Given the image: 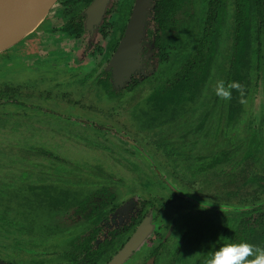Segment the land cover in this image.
Here are the masks:
<instances>
[{
	"label": "flooded vegetation",
	"instance_id": "flooded-vegetation-1",
	"mask_svg": "<svg viewBox=\"0 0 264 264\" xmlns=\"http://www.w3.org/2000/svg\"><path fill=\"white\" fill-rule=\"evenodd\" d=\"M59 1L60 0L57 1V3L51 9L47 17L34 30V32L48 19H49L48 21L51 20L50 23L62 22V23H57L58 25L50 27V29L52 36L54 37L56 36L57 39L60 38L64 42H61L56 46H52L51 45L52 42L50 40H42L39 39L38 37H26V40L22 42L24 43V46L19 47V50L23 52L25 55L31 56V58H29L30 62H32V60L34 59L33 57H35L36 55H38V57L35 59V63L40 62L38 58H41L42 56H44L45 58L46 55H48L49 53H55V54L66 53V55L68 56L70 55L73 58L74 62L65 59L62 62H53L52 67L54 69L59 68L58 67L59 64L64 69L67 80L70 81L73 80L74 78H79L86 75L84 73L88 71L90 72L94 71L93 77L95 78V76H98L102 84L101 87L95 86V88L99 92L98 96L103 97L104 101L106 100L108 103L120 99H121L120 101H124L127 98V96H124L125 92L122 91H125L126 89L125 87H127L128 83L132 81H137V82L144 81L145 79L152 77L156 73L158 69L157 49L154 46V36L152 33L150 34L149 32L153 30L150 20L151 11L154 6L153 0H151L152 7L149 11V16L146 17L145 24L143 27L144 34L140 41L139 70L134 72L131 75L129 82L127 84H124L123 85L124 87L121 88H114V85L112 84L111 72L109 69L106 70V65L111 55L113 54L119 40L123 35L134 0H128L131 3L130 9L128 10V14H124L125 13L124 12L122 16H121L122 10H120L119 7H120V3L123 2L124 0H108L105 9L101 15V18L96 25L95 24L86 25L85 23L86 16L84 14V10L93 0H90L84 7L81 6L70 7L68 6L70 5V3H67V5L62 6L61 4H59ZM212 1L215 0H201V3L199 4V1L196 2V0H186L185 8L187 13L183 16V20H184L183 27L185 28L187 27V25H189L190 28L191 27L193 28L194 25H197V23H199L200 20L199 18L203 17L204 29L207 31H211L212 34L210 41L212 42L211 44L212 51L215 52L213 53L212 62L210 63V65H212L215 69L211 73L209 72L210 75H208L207 73L204 83L206 89L203 93L204 95L203 99L205 101L203 103L204 106L203 113H205L207 110V114H206L207 120H205V122L209 123V120L217 121L218 124H220V126L222 127L221 128L222 136H224V134L225 136H227L228 131L234 132L235 131L234 128L236 129L237 127L240 131L238 136L240 135L241 132L246 135H249L248 133L250 132V135L251 137L254 138V141L262 142V138L264 139V14L262 15L263 17L258 23V30L260 36L259 53L261 56L260 58L261 69L259 70V72H253L251 74L249 73L248 90L246 92L245 98L241 102V105L238 106L240 100L238 95H236L235 93H232V99L230 101H224L219 99L214 92L217 81L224 80L225 82H227L226 76L229 74L228 72L230 71V74L235 73L236 70L234 67H232L231 62L235 60L236 52L234 49L235 40L232 38V34H233L232 19L226 17L223 20L222 15L220 16V18L217 17L218 18L217 20L218 22L221 23V25H220V29H218L216 33L214 32L216 31L214 27L211 26V23H213V21L212 20L210 21L208 16L210 17L211 15L210 11L214 6L211 4ZM220 1L221 3L225 4V10L228 12V14H231L235 0H220ZM67 11H70V13H66L68 15L65 14V12ZM61 17L64 18L63 21H59ZM68 24L72 29L71 32L64 31V29ZM79 29L80 31H78ZM182 32L183 30H181L180 33ZM42 43L44 45H49V49L44 50ZM51 62L52 61H50V63ZM179 67L180 66H178V68ZM62 68H60V70ZM30 71H32V69ZM80 79L79 81H81ZM87 81L90 82V77L87 79ZM112 91L116 93L118 92L121 95L113 96ZM28 102L30 103V101ZM254 102L257 103V105L254 106L255 108L253 107ZM258 104H260L259 110H258ZM228 105L231 106V108L233 107L231 112L233 115V119L231 120L229 129H225L224 120L227 118L226 111L228 110ZM146 107H148L147 104ZM190 107H191L190 100L185 98L181 103H178V105L174 103L169 104L170 109L167 112L165 111V109L162 108H157L153 106H151L150 108L154 110L153 112H151V114H153L156 110L161 109V111L163 113L165 111L166 112L165 115L170 116V118L171 115L173 116V118L169 120L173 119L175 122H177L179 117L178 115L184 110H189ZM253 108L255 110H253ZM76 110H80V109H76ZM110 110L111 109L106 108L105 110L102 111L104 114L106 113L109 114ZM230 111L231 110L228 111V114ZM189 113L190 112L184 114L187 117L190 116L188 115ZM145 114L143 113V115ZM184 114H182L179 118H181ZM47 115L46 116L42 115L44 116V119L43 118L41 119L42 123H49V119H55V118L60 119V116L62 117L61 114L58 115L47 114ZM148 115L149 114L147 113L145 116ZM210 115L213 117L209 118ZM65 117L66 120L72 118L70 115H65ZM157 118H159L158 120L162 119V117L159 114L157 115ZM256 119H258V121L255 124L254 121ZM250 121H252L251 127H250ZM154 122L157 121L155 120ZM175 122H174V127L170 128L169 130L174 133H176V127L178 126L176 125ZM79 124L82 125V123ZM86 124L89 123H84V125ZM245 124L248 125L247 129H245L244 127ZM241 125H243V127H241ZM143 126L147 127V122L144 123ZM255 126H258L259 134ZM94 131L98 135L104 136L106 134H109L108 139L109 137L111 138L119 137L116 133H114L115 130H112L110 128H94ZM145 131L146 129H142L140 133L144 134ZM218 133L213 134L212 136L207 135L206 137H204L203 135L201 139H198L199 137L195 138L194 143H191L190 140H186V143L181 145L182 147L184 148L186 147V149H188V153L190 152V157L189 159H187L188 158L187 156L186 158L187 160L185 162L187 163V167L191 168L192 166H196L197 163L199 164V162H201V164L205 162L210 163L209 162L210 157L215 156L216 152L219 153L222 150H224L223 147L225 146L223 142H221V140L218 138ZM256 135H258V137ZM126 136L125 134H123L120 137L122 143L124 142L123 145H125L123 146L121 143L122 152L120 154L122 158H125V161H122V163L125 164V167L123 166V164H119V166L128 176L126 179H129L130 182L133 181L134 184H138L139 180H141V183H147L149 186H153L155 184V187L151 189L153 191L157 186H159L160 189L156 191L157 192L156 194L149 195L152 196L151 199L145 197L148 193H150V189H147L145 194L143 193V191L147 187H144V189L138 192L139 187L137 186V190L135 192L127 193L126 190L124 189L125 185L122 184V181L120 179H116V177L114 176L104 175L103 171H100V166L91 165V170L88 168L83 171L82 166L77 164L75 166L78 171L76 172V176H80V177H76V179L78 180L93 179L90 178L89 176H92V173H94L96 174L94 177L97 178L98 181H100L101 183L102 181L111 180V182L114 183V185H111V183L108 184V186L105 184L92 185L93 187L92 189H90L92 192H87V193L90 194L99 190V194L94 198V200L91 199V201L93 202L91 203L92 204L91 210L97 207V210L91 211V216H95L98 210L104 212L102 213L104 214V216L100 217L102 215L100 214L98 218L92 219L93 220L92 227H94V230L92 232L85 231L80 238H77V241H72L69 245L67 244L62 245L61 247L62 251L59 249V247H57L56 248L57 251L58 252L60 251L61 253V257L58 259L56 258L59 261L57 262L59 264L71 263V260H67L66 257V255L71 252L72 256H74L75 261L77 260L76 261L77 264L108 263L110 259L128 241V239L133 234L137 226L142 222V220L145 217H149V224L151 226V229L149 230L144 240L137 247V249L134 250L121 264H126L125 262L127 260L129 261V258H131L133 255H137V254L143 255L146 248L144 245L146 240L148 241L159 240L160 243L161 244L164 243V245L166 242H168L170 248L169 251L170 260L168 261L173 262L174 260H183L191 256L195 257L196 248L194 244L191 243L189 244L187 242H184L182 239L183 231L181 233L179 232V230H181L182 227L178 230L180 226H183V229H185V227L187 228V226L189 225L193 226L196 229L199 228L203 230V228H205L206 230H208L202 257L200 258L197 256L199 260H208L210 258L211 253L215 251V249L218 246V244L216 243L209 244L208 240H211L215 236L219 235L222 229L221 227L214 225L213 224L214 220H210L208 216H214L215 218H217V215H220L224 211L232 210V207L228 205H223V203H221L223 200L225 202L227 200L228 202V199L225 198L226 196L228 198V194L230 193L229 185L225 187L223 185L225 183H220L219 184L220 187L225 191L224 194L225 196H222L221 199H218L219 197L217 196V199H214L205 195L206 191L200 189L196 185H193V182L207 180V175H209V173L203 175H197V174L194 175L193 171L189 170V172L186 173L187 181L185 182L183 181V183L176 182L175 179L177 178L175 176L173 178H170L164 176V174L166 173L163 172L164 171L163 168L166 167V165H172L174 163L173 157L170 155L174 151L173 147H169L168 146L169 144L167 145L168 148L166 146H164L163 148L159 147V150H161L162 152H166V154L169 157L164 159V156L162 155V153H160V159H156L155 161L152 162L151 158H149L150 160H147V157H144V154L140 150V146L136 144L134 139L133 141L131 140L132 141L131 144L125 142L124 139ZM126 138L129 139L128 137ZM104 141L106 142V145L105 144L98 145L99 149L104 148L107 149L108 151L107 146L111 145L113 148L117 147L116 146L117 144H115L114 142H111L109 140H104ZM174 141H177L176 137H174ZM163 144H165V141H160V145ZM215 144H216V148L213 153L206 150L207 147L212 150L213 145ZM142 145L145 146L144 144ZM78 147L80 148V145H78ZM233 150H237V148L233 147ZM193 151H196V156L201 158V160H197L196 157H194ZM47 154L51 155V152H48ZM143 160L146 161V164L143 163L144 162ZM148 163H150V167L148 168L142 167V164L146 166ZM255 164L256 163L253 162L248 167L251 168ZM212 166L217 168V169L214 168L215 170L213 171H217L216 176L220 178L221 177L219 175L220 171H218V169L219 168L225 169L224 166L223 165L219 166L213 163ZM232 167L233 170H236L237 168H240V163H237L235 166ZM157 168H159L161 172H159ZM131 172L136 174L135 178L133 179L130 178ZM218 178L216 179L218 180ZM118 182L120 184H117ZM42 185L45 186L44 184ZM115 185H118V188ZM102 188H105L106 190L109 189L110 194L114 197L113 200H110L108 198L110 202L113 205H115L112 210L109 209L110 211L107 208H105L106 203H103L102 205L101 202L102 193H103V190L101 192ZM164 188L168 190H167V195L166 194L164 195L165 197L163 200V198H159L158 193L161 189ZM113 190L115 191L114 193H112ZM83 194L84 192L79 194L80 196L75 197V199H78V201L83 199L84 198ZM159 201L160 204H158ZM170 205L172 206L171 211L173 209V212H176L177 210L182 208L186 212V214L184 213L183 214L187 216H185L184 219H180V222H176V220L173 219L172 225H170V223L166 224L165 219L162 216V212L166 208V206H170ZM145 207H146V211L143 212V209ZM233 210L236 211L238 209L234 208ZM76 218L79 222L82 221V219H80L79 216H76ZM79 224L81 225L82 223ZM212 228H216V232L215 230H212ZM156 229H158L156 233L157 235L154 236V232ZM161 230H164L162 231V235H161ZM175 236L177 238L180 237L181 239L180 243L178 240L176 241ZM163 237H165V239H162ZM104 241H107L109 243L114 242L112 248H110V252H108L105 255V257L101 259V261H96V263H92L93 262L92 260H95V254H94L95 250H97L98 246L102 244ZM182 242L189 245L190 247L188 255L183 256L181 254ZM161 244L158 245L157 250L153 257H148L144 261L136 260L135 263L133 264H155L157 261L156 259L159 256L160 252L165 250V248L162 247ZM41 245H42L41 250L33 252L34 253L33 256H37V259L40 256H44L43 258L40 259V261L38 260L29 261L28 259H24L20 254H17V256H15V259L18 260L21 258L22 260H28L26 261V264H39V263L50 264L48 260L54 259V258L51 259L50 257L54 254H57L58 252L55 251L54 245L48 244L47 241L46 242L43 241ZM191 253L194 255H190ZM0 263L4 264L2 262Z\"/></svg>",
	"mask_w": 264,
	"mask_h": 264
},
{
	"label": "rangeland",
	"instance_id": "rangeland-1",
	"mask_svg": "<svg viewBox=\"0 0 264 264\" xmlns=\"http://www.w3.org/2000/svg\"><path fill=\"white\" fill-rule=\"evenodd\" d=\"M197 1H199V4L201 3V0H196V2ZM130 5L131 4L126 2L120 3V9L122 10L121 16L130 9ZM48 20L28 37L50 40L52 42L51 45L56 46L64 41L60 38L57 39L56 36H52L50 27L62 22L50 23L51 20ZM63 20V17L59 19V21ZM25 40L26 38L10 49L0 53V262L4 264H26L28 260L40 261V259L44 257L40 256L38 259L37 256L30 257L31 249L29 247L31 245L26 244L25 241L21 243V240L17 238L20 236L17 231V225L7 218H2V216H4L2 212L5 210L6 205L15 208L20 215L25 214L28 216L30 212L33 222H31L32 233H27L28 237H34L35 235L37 237L41 235L45 226L49 223L47 219L48 213L37 204H29L33 202L31 199L27 204H23V206L13 205V203L20 198L18 192L21 196L32 198L31 191L36 192V195L40 194L38 192H41V187L44 188L42 184H44L46 187L45 192L48 194H44L45 199H55L58 201L69 200L68 203L71 206L72 202L78 201V199L75 200V197L80 196L79 194L83 192L84 194L86 192H92L90 190L93 187L92 185L105 184L108 186L110 183L114 185L111 180L102 181L101 183L94 177L96 175L94 173H92V176H89L93 179H76V177H80L76 176V172L78 171L75 166L77 164L82 166L83 171L88 168L91 170V165L100 166V171H103L104 175L114 176L116 179H120L122 184L126 187H133V181L130 182L129 179H126L128 176L119 166V164H123L125 167V164L122 163V161H125V158H122L120 155L122 152V141L120 137L123 134H125V136L127 135L126 137L129 138L127 139L125 137V142L131 144L134 139L136 144L140 146V150L144 154V157H147V160L151 158L152 162L156 159H160V153H162L164 159L169 157L166 152L159 150L158 145L160 141L167 142L169 144L168 146L173 147L174 150H177L182 144L186 143V140H184L183 143L174 141L176 134L169 131L170 126L169 128H165L160 125L162 122L173 118L172 115L171 118L165 115L170 109L169 107L165 109L166 112L164 111V113L161 109H158L151 114L154 110L152 108H147L142 100L143 96L146 94V90H143L144 92L142 91V93L140 92L142 88H140V90H135L133 92L134 100L132 99V101L129 102L126 113H123L120 109H118V111L121 112H117L113 109L120 107L122 104V101H120L121 99L108 103L106 100L104 101L103 97L98 96L99 92L95 86L99 85L101 87L102 84L93 77L94 71H88L84 73L86 75L74 78L71 81L67 80L64 69L59 64V68L54 69L52 63L62 62L65 59L74 62L70 55L68 56L64 52V54L49 53L45 58L44 56L38 58L40 62L35 63V59L38 57V55H36L33 57L34 59L32 62H30L29 58H31V56L25 55L19 50V47L24 46L22 42ZM42 46L44 50L49 49V45H44L42 43ZM50 61L52 62L50 63ZM60 68L62 69L60 70ZM31 69L32 71H30ZM89 77L90 82L87 81ZM79 79L81 81H79ZM128 94V92L124 93V96H128L126 99L129 98ZM28 101H30V103ZM256 105L257 103L254 102L253 107ZM259 107L260 104H258V110ZM106 108L111 109L109 114L103 113L102 110ZM254 108L253 110H255ZM142 112L144 114L148 113L149 115L145 116L146 114L143 115ZM45 113L52 115L61 114L62 117L60 116V119H49V123H42L41 119H44L42 115H47ZM158 114L162 117L161 120H158ZM65 115H70L72 118L68 119V121ZM155 120L157 122H154ZM257 121L258 119H256L254 123L256 124ZM78 122L82 123V125ZM146 122L147 127L149 125L153 127L147 128L143 126ZM182 122L183 120H180L175 123L180 125ZM84 123L89 124L84 125ZM251 125L252 121H250V127ZM180 127L182 128V126ZM241 127H243V125H241ZM244 127L247 129L248 125L245 124ZM94 128H110L115 130L114 133L119 137H109L108 139L109 134L104 136L98 135L94 131ZM255 128H257L259 134L258 126H255ZM142 129H146L144 134L140 133ZM234 135V132L228 131L227 136H225V134L222 136V130L220 129L218 138L221 142H224L226 138L230 139ZM256 136L258 137V135ZM104 140L114 142L117 144V147L113 148L111 145L107 146L108 151L104 148L99 149L98 145H106ZM123 144L124 142L122 145ZM142 144L145 146L147 144V146L145 147ZM78 145H80V148ZM215 148L216 144L213 145L211 152H213ZM48 152H51V155L47 154ZM178 154L179 151L176 152L173 158L177 159L175 161L179 160L177 158ZM143 161V163L146 164V161ZM243 162V164H240L241 168H246V171L249 172H259V166L257 164L251 168L248 167L254 162L252 159L248 158ZM142 167L148 168L150 167V163L146 166L142 164ZM157 169L161 172L159 168ZM179 169L178 167L175 171V174L178 176L175 181L183 183V181H187V170L185 168ZM216 173L217 171L209 172L207 180L203 179L205 181L193 182V185L206 191L205 195L208 197L217 199L218 196V199H221L222 196H225V191L219 184L227 183L229 179H224L226 180L224 181L223 177L221 176L218 178ZM130 176V178L133 179L136 174L131 172ZM216 178H218V180ZM140 183L141 180L138 181V192L144 189V186ZM117 184L120 183L118 182ZM115 186L118 188V185ZM149 187L150 193L145 197L151 199L152 196L149 195L156 194V191L160 188L157 186L153 191L151 189L155 187V184ZM129 188H126V192L129 191ZM34 189L35 191H33ZM132 189V192H135L137 186ZM147 189L148 188L143 191L144 194ZM167 190L168 189L165 188L161 189L158 193L159 198H163L164 200V195H167ZM114 192L113 190L112 193ZM158 204H160V201ZM28 206L31 208H28ZM62 207L64 208V204ZM171 207V205L166 206L162 212L166 224L170 223V225H172L173 219L176 220V222H180V219H184L185 216H187L184 215L186 212L182 208L173 212V209L171 211ZM25 222H27V219ZM180 228L181 230H179ZM198 229L191 225L187 226V228L185 227V229H183V226L178 228L180 233L183 231V241L194 244L196 248L195 257L191 256L183 260H174L173 262L168 261L170 260V248L169 243L166 242L165 245L164 243L161 244L165 250L160 252L155 264H206L207 260H199L197 256L200 258L202 257L208 230L205 228H203V230ZM177 237L175 239L180 243L181 239ZM162 239H165V237ZM16 240H19V242ZM61 242H63V239H58L56 236H52V239L47 241L48 244L54 245L56 252H58L56 249L57 244ZM41 243L42 241L37 239L34 246L37 245L36 247H39ZM144 245L147 248L146 251L154 252L153 249L157 248L159 244L158 240H146ZM181 249V254L183 256L188 255L190 249L189 245L182 242ZM39 250L40 249L37 251ZM17 254L22 255L24 259L28 260H22L21 258L16 260L15 256H17ZM190 255L194 254L191 253ZM50 258L52 259L54 256ZM143 258L142 254L133 255L129 258V261L127 260L125 263L127 264L128 262V264H133L136 260L141 261Z\"/></svg>",
	"mask_w": 264,
	"mask_h": 264
},
{
	"label": "trees",
	"instance_id": "trees-1",
	"mask_svg": "<svg viewBox=\"0 0 264 264\" xmlns=\"http://www.w3.org/2000/svg\"><path fill=\"white\" fill-rule=\"evenodd\" d=\"M89 1L90 0H60L59 4L64 6L67 5V3H70V5H68L70 7H84ZM123 2L131 4L128 0H124ZM185 3L186 0H153L154 6L151 11L150 19L153 30L149 32L154 36V46L157 49L158 69L152 77L147 78L144 81H132L128 83L127 87H125V91L122 92H128L129 98L122 101L120 107L114 108L113 110L126 113L129 102L132 101V99L134 100L133 92L135 90H140V88H142L140 91L141 93L143 90H146V94L143 96L142 100L148 105L147 108L153 106L166 109L169 107V104L174 103L178 105V103H181L187 98L191 102V107L189 110L181 112L178 116L180 117L182 114L188 112H190L188 114L190 116L186 117L184 114L181 118L178 117V121L183 120V122L176 128L175 137L177 142L183 143L184 140H190L191 143H194L195 138L199 137L198 139H201L203 135L206 137L207 135L212 136L213 134H217L222 127L217 121L209 120V123L205 122V120H207V110L203 113V102H205L203 99V93L206 89V86H204L205 78L207 73L210 75L209 72L211 73L215 69L210 65L213 53L215 52L212 51V42L210 41L212 34L211 31L204 29L203 17L199 18V23L194 25L193 28H190L189 25H187L186 28L183 27V16L187 13ZM211 4L214 6L210 11L211 15L210 17L208 16V18L210 21H213L211 26L216 30L214 31L215 33L220 29L221 25V23L218 22L217 17L220 18L222 15L223 20L226 17L232 19V38L235 40L234 49L236 52V58L231 62V65L236 71L233 74H230L229 71V74L226 76V81H238L244 85L243 97H241L235 90L232 92L238 95L240 100L238 103L239 106L245 98L248 90L249 73L259 72L261 69L258 23L264 14V1L235 0L231 14H228L225 10V4L221 3L220 0L212 1ZM66 13H70V11L65 12V14ZM124 14H128V11ZM71 30L69 24L64 29L66 32H71ZM181 30H183L182 33H180ZM78 31H80V29ZM178 66L180 67L178 68ZM95 80L101 82L98 76H95ZM112 94L113 96L121 95L120 93L113 91ZM118 109L121 111H118ZM232 109L233 107L231 108V106L228 105V110L226 111L227 118L224 120L225 129H229L231 120L233 119L231 113ZM229 110L231 111L228 114ZM211 117L213 116L210 115L209 118ZM174 122L175 121L172 119L164 121L160 125L165 128H169V126L170 128H173ZM180 126H182V128ZM150 127L153 126H148L147 128ZM234 130V132H236L235 135L230 139L226 138V141L223 142L225 146L223 147L224 150L219 153L215 151V156L210 157L209 159L210 163L205 162L201 164V162H199L196 166L189 168L187 167V163H185L190 157L188 149L182 146L177 150L173 149L174 151L170 155L174 158L176 152L179 151L177 156L179 160L175 161L177 159H173L174 163L172 165H166V167L163 168V172L166 173L164 176L170 178L175 176L178 178L175 174L178 167L180 168L179 170L185 168L187 172L192 170L194 175H203L217 169L212 166V163L219 166L223 165L225 169L219 168L218 171H220L219 175L222 176L223 179H229V183L227 182L223 185L225 187L229 185L230 193L228 194V198L227 196L225 198L228 199V202L227 200L226 202L223 200L221 203L232 207V210L224 211L220 215H217V218L214 216H208L210 220H214V225L222 228L220 231L221 233L213 239L208 240V242L209 244H218L217 248L228 242L238 243L241 241L264 247V139L262 138V142L254 141L250 132L248 133L249 135L241 132L238 136L240 132L239 129L236 127ZM167 145L168 143L165 142L163 145L159 144L158 148H163L164 146L167 147ZM233 147L237 148V150H233ZM206 150L211 152V149L208 147ZM193 153L197 160H201V158L196 156V151H193ZM248 158L252 159L258 166L260 165L259 172L255 173L252 171H246V168H241V165L237 170H233L232 166H235L237 163L243 164V161H246ZM141 184L150 189L147 183ZM136 186L139 187V184H134L132 188ZM43 187L44 188L41 187V192H38L40 194L36 195V192L31 191L32 198L21 196L18 192L20 198L13 203V205L23 206V204H27L31 199L33 202H30L29 204H37L48 213L47 219L49 223L45 226L41 235L37 237L36 235L34 237L27 236V233H32L31 222H33V220L30 216V212L28 216L25 214L20 215L15 208L7 205L2 212L4 215L2 218H7L9 221L17 225V231L20 234L17 238L21 240L20 242L22 243L25 241L26 244L31 245L29 247L31 249L30 256H33V252L38 249L41 250L42 245L39 247H36L37 245L34 246L37 239L46 242L50 241L52 236H56L58 239H63V242L57 244V247L62 251V245H69L72 241H77V238H80L85 231L92 232L94 230V227H92V219L98 218L100 214L104 213L101 210H98L95 216H91V211L97 210V207L91 210V203H93L91 199L94 200L99 194V190L90 194L86 192L83 194V199L77 202H72L70 206L68 203L69 200L58 201L55 199H45L44 194H48L45 192L46 187ZM126 188L129 187L124 186L125 190ZM132 188H129L127 193L132 192ZM102 190V205L103 203H106L105 208L112 210L115 205H113L110 200H113L114 197L109 193V189V192L105 188H102L101 192ZM33 191H35V189ZM63 204L64 208L62 207ZM28 208L31 207L28 206ZM234 208L238 210L235 211L233 210ZM145 211L146 207L143 209V212ZM76 216H79L82 221L79 222ZM102 216H104V214L100 217ZM26 219L27 222H25ZM79 223L82 224L80 225ZM212 230H215L216 232V228H212ZM157 231L158 229L155 230L154 236L157 235ZM162 231L164 230H161V235ZM16 241L19 242V240ZM113 244L114 242L109 243L107 241L100 244L98 249L94 252L95 260H92V263L101 261V259L110 252V248H112ZM158 244H161L159 240ZM146 249L147 248H145L142 255V257H144L143 261L148 257H153L157 250V248H155L153 249L154 252H152L146 251ZM52 256H54L55 260H48V262L50 264H59L57 259L61 257L60 251ZM66 257L67 260H71V263L68 264H77V260L75 261L71 252L67 254Z\"/></svg>",
	"mask_w": 264,
	"mask_h": 264
},
{
	"label": "water",
	"instance_id": "water-1",
	"mask_svg": "<svg viewBox=\"0 0 264 264\" xmlns=\"http://www.w3.org/2000/svg\"><path fill=\"white\" fill-rule=\"evenodd\" d=\"M58 0H0V53L15 46L44 21ZM108 0H93L84 10L86 25L97 24ZM151 0H134L123 35L111 55L106 70L114 88L124 87L139 70L140 41L144 34ZM151 226L145 217L123 247L106 264H121L144 240ZM1 264V263H0Z\"/></svg>",
	"mask_w": 264,
	"mask_h": 264
},
{
	"label": "clouds",
	"instance_id": "clouds-1",
	"mask_svg": "<svg viewBox=\"0 0 264 264\" xmlns=\"http://www.w3.org/2000/svg\"><path fill=\"white\" fill-rule=\"evenodd\" d=\"M234 90L243 97V84L238 81L219 80L214 92L219 99L230 101ZM206 264H264V247L246 241L228 242L216 248Z\"/></svg>",
	"mask_w": 264,
	"mask_h": 264
}]
</instances>
